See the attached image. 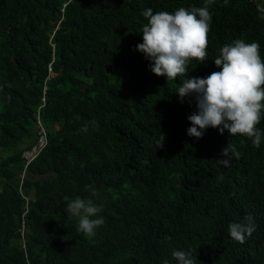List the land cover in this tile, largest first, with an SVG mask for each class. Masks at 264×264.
Wrapping results in <instances>:
<instances>
[{
  "label": "trees",
  "instance_id": "16d2710c",
  "mask_svg": "<svg viewBox=\"0 0 264 264\" xmlns=\"http://www.w3.org/2000/svg\"><path fill=\"white\" fill-rule=\"evenodd\" d=\"M205 4L0 0V264H177L173 250L191 251L195 264H264V140L255 148L211 127L187 135L196 105L175 94L186 76H156L135 50L143 10ZM258 6L264 0L208 5L206 61H190L189 78L220 71L214 59L235 39L258 42L264 60ZM39 120L48 144L28 163ZM228 142L240 155L223 165ZM77 196L102 208L93 236L66 212ZM248 215L255 231L240 243L228 226Z\"/></svg>",
  "mask_w": 264,
  "mask_h": 264
},
{
  "label": "clouds",
  "instance_id": "9594fccd",
  "mask_svg": "<svg viewBox=\"0 0 264 264\" xmlns=\"http://www.w3.org/2000/svg\"><path fill=\"white\" fill-rule=\"evenodd\" d=\"M212 2L206 0L204 7L191 10L181 7L174 13L160 11L154 14L150 7L143 10L141 16L147 23L141 30L143 42L137 44L135 50L150 61V71L156 76H164L167 80L186 76L175 94L181 103L189 98V103L194 101L196 105V111L188 116L191 127L187 129V135L200 139L208 128H218L220 134L227 130L229 136H246L253 147L259 148L264 140V130L257 127L264 116V60L259 43L235 39L222 46L214 59L220 71H214L206 78H189L187 75L190 61H206L212 19L208 5ZM50 72L54 75L51 65ZM42 99L46 103L45 94ZM38 127L42 133L38 143L24 154L28 163L48 144V134L40 120ZM164 140L165 134L161 132L156 141L158 149L163 148ZM239 155L236 145L228 142L221 150L220 163L227 165L232 156L238 158ZM85 191L95 195L93 185H86ZM101 211L92 199L79 196L66 205V212L78 218L77 231L86 236L95 235V229L103 225ZM255 227L253 217L248 215L244 223H230L228 231L231 238L243 243L245 235L250 236ZM26 231L22 224L23 247H26ZM171 255L177 264H195L191 251L173 250Z\"/></svg>",
  "mask_w": 264,
  "mask_h": 264
},
{
  "label": "water",
  "instance_id": "95a60500",
  "mask_svg": "<svg viewBox=\"0 0 264 264\" xmlns=\"http://www.w3.org/2000/svg\"><path fill=\"white\" fill-rule=\"evenodd\" d=\"M252 2V0H250ZM260 11L264 14V9L259 8Z\"/></svg>",
  "mask_w": 264,
  "mask_h": 264
}]
</instances>
